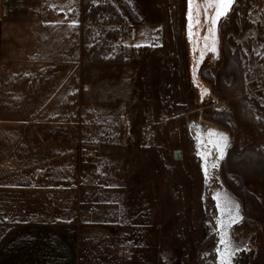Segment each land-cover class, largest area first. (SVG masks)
<instances>
[{
    "label": "rangeland",
    "instance_id": "rangeland-1",
    "mask_svg": "<svg viewBox=\"0 0 264 264\" xmlns=\"http://www.w3.org/2000/svg\"><path fill=\"white\" fill-rule=\"evenodd\" d=\"M221 29L223 63L204 75L231 110L204 116L235 132L222 174L258 218L244 226L264 264V0ZM171 44L165 0H0V238L45 220L146 264H190Z\"/></svg>",
    "mask_w": 264,
    "mask_h": 264
},
{
    "label": "water",
    "instance_id": "water-1",
    "mask_svg": "<svg viewBox=\"0 0 264 264\" xmlns=\"http://www.w3.org/2000/svg\"><path fill=\"white\" fill-rule=\"evenodd\" d=\"M196 2L198 0H194L193 8ZM245 2L234 0L227 16L218 21L217 51L213 53L205 49L204 40L208 36V43L211 44L212 37L208 31L211 24L206 22V18L213 15L212 10L208 9L205 14L204 4L201 3V24L195 26L193 15L190 35L189 0H165L172 34L167 89L170 110L166 115L169 119V140L175 171L185 185V238L190 264H228L229 257L225 243L221 242L222 237L225 242L231 243L232 250L236 247L240 249L230 257V264H250L258 252L257 245L251 243L255 238V230L244 226L245 221L256 223L258 218L244 211L241 196L226 183L222 174V161L234 142L235 132L204 116L209 107L231 110L204 74L215 77L222 65V23L234 11L241 17ZM201 51L204 52L202 60ZM205 89L207 94H204ZM211 133H222L228 137L222 160L218 158L219 152L214 147L218 135ZM237 214L239 222L228 227L230 216ZM210 237L208 243L200 245Z\"/></svg>",
    "mask_w": 264,
    "mask_h": 264
},
{
    "label": "crops",
    "instance_id": "crops-1",
    "mask_svg": "<svg viewBox=\"0 0 264 264\" xmlns=\"http://www.w3.org/2000/svg\"><path fill=\"white\" fill-rule=\"evenodd\" d=\"M112 245L98 234L86 239L61 224L26 220L12 225L1 236L0 264H146L135 253L118 256ZM123 247L127 246L118 249Z\"/></svg>",
    "mask_w": 264,
    "mask_h": 264
},
{
    "label": "snow or ice",
    "instance_id": "snow-or-ice-1",
    "mask_svg": "<svg viewBox=\"0 0 264 264\" xmlns=\"http://www.w3.org/2000/svg\"><path fill=\"white\" fill-rule=\"evenodd\" d=\"M193 3L194 0H189V34L191 35V29L193 27V15H195V21L194 24L195 26H199L201 24L200 16H201V3L204 4V12L205 14L207 13L208 9H211L213 12L212 16H209L206 18V22H210L211 27L208 29V31L211 34V44L208 43V36L204 37L205 40V49L207 51L215 53L217 51L216 44H217V39H216V30H217V24L218 21H220L222 18H225L227 16V13L232 9L234 0H198V2L195 3V7L193 8ZM204 52L201 51L200 53V60L203 59ZM199 62V61H198ZM204 94H207V90H204ZM210 135H218V139L216 142H214V147L217 148L219 152V159L224 158V150L228 146V137L222 133L216 134V133H211ZM213 167H216V165H213ZM206 171V170H205ZM238 209V206H236ZM230 208V206H229ZM240 220V217L237 215L235 216H230V222L227 225L230 227L232 224L238 223ZM224 225H222L223 227ZM222 243H225L226 250H227V255L229 257L228 259V264H230V257L235 255V252L240 251L239 247H236L235 250H232L231 243L230 242H225L223 237L221 240ZM223 255V254H222Z\"/></svg>",
    "mask_w": 264,
    "mask_h": 264
},
{
    "label": "built area",
    "instance_id": "built-area-1",
    "mask_svg": "<svg viewBox=\"0 0 264 264\" xmlns=\"http://www.w3.org/2000/svg\"><path fill=\"white\" fill-rule=\"evenodd\" d=\"M85 155H91V152H87V153H85ZM129 253H130V250H129L128 247L119 248L117 250V255L118 256H124V257H126V256L129 255Z\"/></svg>",
    "mask_w": 264,
    "mask_h": 264
}]
</instances>
